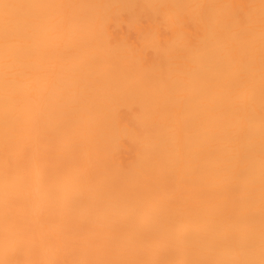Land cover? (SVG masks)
<instances>
[{
  "label": "bare ground",
  "instance_id": "bare-ground-1",
  "mask_svg": "<svg viewBox=\"0 0 264 264\" xmlns=\"http://www.w3.org/2000/svg\"><path fill=\"white\" fill-rule=\"evenodd\" d=\"M0 264H264V0H0Z\"/></svg>",
  "mask_w": 264,
  "mask_h": 264
}]
</instances>
